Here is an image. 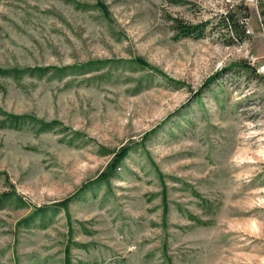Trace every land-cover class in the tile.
I'll list each match as a JSON object with an SVG mask.
<instances>
[{
  "label": "rangeland",
  "instance_id": "374dc122",
  "mask_svg": "<svg viewBox=\"0 0 264 264\" xmlns=\"http://www.w3.org/2000/svg\"><path fill=\"white\" fill-rule=\"evenodd\" d=\"M94 62L0 74V110L56 124L0 126V197L25 202L0 264H264V0H0L1 70Z\"/></svg>",
  "mask_w": 264,
  "mask_h": 264
},
{
  "label": "trees",
  "instance_id": "16d2710c",
  "mask_svg": "<svg viewBox=\"0 0 264 264\" xmlns=\"http://www.w3.org/2000/svg\"><path fill=\"white\" fill-rule=\"evenodd\" d=\"M70 1L74 2V0H70ZM246 15H247L246 17H248V12L246 13ZM171 20L174 21L175 23L174 28L178 31V33L181 36H184V37L193 36L195 38H201L206 32L207 23L200 24V25H192V24H187L177 18H171ZM223 23H224L225 28L234 35V38H233L234 40L243 41L245 39L246 31H247L245 23L240 24L239 20H237L234 17V15H232L231 11L227 14L226 17H224ZM138 61L142 63L143 65H146L145 62H143L142 60H138ZM104 65L105 64H101L100 62H94V63H89L81 67L76 66L73 68H63V69H57V68L56 69L37 68V69H25V70L16 69V68L7 69V70L0 69V74L3 76H9V77H12L13 79L19 80L25 75H36V76L39 75L43 77L44 75L51 72L55 76L61 78L66 73L75 72L78 69L81 71H84V70L97 71V69L104 68L105 67ZM252 71L258 77L257 71L255 69H252ZM214 81H215V78L211 79L209 81V84L214 83ZM0 116L2 117V120L0 121V126L2 128H8L12 130H23L27 125L32 124L34 126H39V131H38L39 133H45V132L51 131L56 126V124H49V123H45V124L38 123L37 124L34 122V120H32V118H29L27 116H13V115L7 114L6 112L2 110H0ZM129 151H130V148H126L120 154L117 155V158L114 161V164H112L111 166L112 170L107 172L106 174H103L99 182H108L110 181L111 177L116 176L117 169L120 167V165L122 164V161L128 155ZM86 192L87 191H83L82 194H85ZM14 200L20 205L25 204V202L21 198L16 197L15 195H12V194L8 196L5 195V196L0 197V210L3 209L7 203L14 201ZM60 207L64 209L63 205H58L55 207L39 208L35 211V213L32 216L27 218L24 223L25 225L29 226L35 222V218L39 217L41 219L40 224L43 225L47 222L48 217L51 214L56 213L58 209H60Z\"/></svg>",
  "mask_w": 264,
  "mask_h": 264
},
{
  "label": "built area",
  "instance_id": "2783aa9c",
  "mask_svg": "<svg viewBox=\"0 0 264 264\" xmlns=\"http://www.w3.org/2000/svg\"><path fill=\"white\" fill-rule=\"evenodd\" d=\"M247 31L249 32V30H247ZM258 72H259L260 74H264V65L258 67Z\"/></svg>",
  "mask_w": 264,
  "mask_h": 264
}]
</instances>
